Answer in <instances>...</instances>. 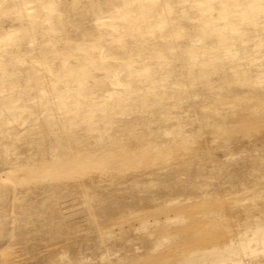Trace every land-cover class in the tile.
Segmentation results:
<instances>
[{
	"label": "rangeland",
	"instance_id": "rangeland-1",
	"mask_svg": "<svg viewBox=\"0 0 264 264\" xmlns=\"http://www.w3.org/2000/svg\"><path fill=\"white\" fill-rule=\"evenodd\" d=\"M142 1L0 0V117L9 114L13 116L11 120L24 121L28 118L31 108L36 107L46 94L52 95L48 99L49 108L39 110V117L47 109L65 112L72 99L90 102L92 96L97 94H123V87L101 75L105 53L115 55L120 52L118 47H109L104 42L112 37L126 38L127 30L130 32L128 48L134 57L140 60L142 71L154 73L157 65L147 56V52L153 47L149 27L145 24L149 15L147 4L149 1H160L161 14H168L171 6L167 0H144L146 9H143ZM197 1L199 0H178L172 9H186L188 17H207V20H213L215 26H218L227 14L231 17L249 6H255L252 11L260 13L258 18L261 20L248 24L246 41L249 42L253 36V44L244 46L242 43L239 51L233 50V45L218 46L212 39L207 40L200 30L184 26L189 30L188 43L192 47L186 52L189 64L203 67L205 61L201 58L202 54L207 58L220 55L241 61L247 58L250 69L264 70V30H259L260 23L264 22V0H209L211 6L204 5L201 10L183 7L196 4ZM232 1L233 7H229L228 4ZM111 15L115 16V20L122 22L119 35L113 32ZM95 18L110 22L103 26L104 31L101 33L94 31L95 26L92 23ZM207 41L208 45L205 46ZM238 43L240 41L236 44ZM203 46L205 49L202 51ZM88 54L96 55L97 62L86 60ZM40 64L49 69L46 79L39 72ZM246 71L245 66H239L235 72L244 76ZM160 73L172 81L161 96L176 95L174 85H179L183 77L165 68ZM207 74L199 73L192 80L203 84L209 78L216 80L218 72L211 71L210 77ZM100 84L103 86L101 89L98 87ZM261 92H264V88ZM213 104L231 106L233 117L224 121L212 115L207 119L206 112ZM152 105L156 116L154 122L147 126L150 130L149 156L145 160L127 164L124 168H112V164H109L106 171H101L96 161L88 168L77 170L74 164H80L82 158L78 153L71 154L66 167L68 175L57 180L69 192L67 198L55 193L43 195L42 171L36 170L31 174L25 166L13 159L18 149L14 145L12 134H7L11 141L6 138L0 143L6 148L9 157L8 160L0 162V187L6 194L0 201V204L3 202V214L6 216L5 221H0V240L5 241L0 264H57V254L63 258L65 248L59 250L60 253L49 249L35 257H27L26 254H21L19 249L7 247L13 233L16 234L19 229H28L29 215L41 218L43 213L51 215L53 212L60 214L59 229L70 232L73 238L81 237L92 243H117L119 247L114 251L103 253L106 258L113 255L123 256L125 251L140 249V264H234L236 260L237 264H264V231L256 227L257 224L264 225V221L260 219L264 213V167L258 168L247 161L259 156L264 157V132H257L254 136L253 132H248L243 125L249 116L245 110L249 107L264 106V96L246 100L219 96L215 90L209 89L203 96L198 92L184 93L180 101H170L168 104L155 102ZM171 109L182 112L184 131L193 143L186 153L172 148L176 123L168 118L169 114H175L177 111L170 112ZM148 121L149 119L144 117L140 123L142 125ZM26 132L27 127L19 125L16 127L15 136L22 137ZM215 139L218 140L217 144L207 148V143ZM126 141L129 146L132 140L126 136ZM145 172L147 175L149 173V176L143 179L141 175ZM165 173H170L171 176L159 181V174ZM126 191L140 194L146 199L145 202L157 194H161L163 198L159 197L156 201L160 205L146 203L140 207L141 212L136 216L139 218H132L131 227L122 233L123 238L112 239L110 229L91 232L93 227L83 228L81 233L78 232V226L82 224L81 218H86L91 213L109 212L107 214L119 215L116 209L111 210V204L115 208L121 205L120 201ZM96 194L109 195V205L98 207ZM41 196L43 197L36 201ZM84 196L86 200L81 201ZM156 205L161 206L159 211H156ZM179 214L184 216L178 217ZM250 219H253V224ZM32 221L38 230H35L36 239L30 248L36 250L42 243L39 232L46 234L47 226L39 219ZM251 225L255 233H249ZM239 232H244V237ZM232 238L233 241L226 242ZM248 240L252 241L250 246L247 245ZM145 245H150V252H144ZM235 245H239V248ZM219 246L220 248H217ZM58 247H61L60 243ZM240 247L244 251L240 250ZM189 256H193L194 260L197 258V263ZM248 258H252L250 263ZM121 261L122 264L133 262L130 258Z\"/></svg>",
	"mask_w": 264,
	"mask_h": 264
},
{
	"label": "bare ground",
	"instance_id": "bare-ground-1",
	"mask_svg": "<svg viewBox=\"0 0 264 264\" xmlns=\"http://www.w3.org/2000/svg\"><path fill=\"white\" fill-rule=\"evenodd\" d=\"M167 2L171 6L168 14H161L160 1L156 3L149 1L147 4L149 15H147L145 24L149 27L150 40L153 46L152 49L147 52V56L151 57L152 61L157 65L154 73L148 74L142 71L140 60L134 57L131 49L128 48V37L130 32L127 30L126 38L112 37L104 42L109 47H118L120 52L115 55L108 52L105 53L102 60L103 66L101 75L102 77L109 78L110 82L123 87L122 89L125 90L123 94L121 92L119 94L112 93L104 96L97 94L92 96L90 102L72 99L71 105L65 112L47 109L42 113L41 117H39L37 114L39 110L49 108L50 100L48 101V99L52 95L46 94L44 98L38 102L36 107L31 108L28 118L24 121L11 120L13 116L9 114L5 117H0V143L6 138L11 141V137L7 134H12L14 145L16 149H18L13 159L25 166L27 171L31 174L36 170L42 171V193L44 196L55 193L60 197L67 198L70 195L64 185L58 183L57 180L61 176L68 175L69 172L66 167L70 162V155L73 153H78L82 158L80 164H74L77 170L90 167L94 161L97 162L101 171H106L109 164H112V168H124L127 164H132V162L145 160L149 156L151 149L148 141L150 130L147 129V126L154 122L156 116V111L152 103L165 102L168 104L170 101H180L183 99L184 93L188 94L190 92H198L203 96L206 95L209 89L215 90L219 96L239 97L246 100H253L259 96H264V92H261L262 88H264V70L250 69V63L247 58L245 61L238 60L234 57L225 58L220 55L207 58L206 55L202 54L201 58L205 61V66L196 67L189 64V58L186 56V52L192 48L191 44L189 45L188 43L189 30L184 27L186 25L200 30L207 40L212 39L213 43L215 42L218 46L233 45V50L235 51H239L240 46H242L240 44L242 43L244 46H250L248 45L249 43L253 44V36L249 42L246 41L248 37L246 28L248 24L258 23V21L261 20L258 18L260 13L252 11V9L256 8L255 6H249L248 9L241 10L231 17H228L230 14H227L222 24L215 26V22H213V20H207V17L202 18L199 15L188 17L186 9H172L177 4L178 0H167ZM141 5L143 9H146L144 0ZM204 5L211 6V3L209 0H199L196 4L183 7L187 9L199 8L201 10ZM233 5L234 1L228 4L229 7H233ZM235 18L237 20H235ZM110 20L114 27L113 32L119 35L121 33L122 22L115 20L114 15H111ZM109 23V21L97 20V18H95V22L92 24L95 26L94 31L101 33L104 31L103 26ZM259 30L263 32L264 22L260 23ZM227 37H232L233 39L228 40ZM132 41L134 45H136L134 39H132ZM238 41H240V43L236 44ZM155 44H157V47H155ZM207 45L208 41L207 43L205 42V46ZM203 49H205L204 46L201 47L202 51ZM96 59V55L88 54L86 57V60L95 63L97 62ZM239 66H245L247 68L244 76L238 75L235 72ZM164 68L166 70H172L183 77V81L179 85H174V90L177 92L176 95L161 96L162 92L164 93L166 91L169 83L172 82L168 80V78H164L160 73ZM38 69L39 72L42 73L44 79H46L49 69L45 68L43 64L38 65ZM213 70L218 72L215 76L216 80L209 78L203 84L195 83L192 80V78H195L199 73H208L207 76L210 77V72ZM98 87L99 89L103 88L101 84ZM97 92L99 93V90ZM173 110L177 111V113L169 114L170 117L168 118L169 121H174L176 123L174 126L175 139L172 142V148L180 153H186L193 143L188 139L187 133L184 131L185 124L182 121V112L176 109H171L170 112ZM245 111L249 113V116L246 121L243 122V125L248 129V132H253L254 136L257 132H264V120H262L264 119V106L249 107ZM212 115H216L224 121L229 117H233L231 106H219L214 104L209 106V110L206 112V118L209 119ZM144 117H147L149 121L141 125L140 120ZM199 121H201L200 118ZM19 125L27 127V132L22 137L15 136L16 127ZM126 136H129L132 140L129 146L126 141ZM217 142V139L210 140L206 147L209 148L210 146H214ZM163 152H165V150ZM8 159L6 148L0 145V162ZM247 161L258 168L264 167V157L259 156L254 159H247ZM147 176H149V173L147 175L146 172L141 175L143 179ZM170 176V173L159 174L157 179L162 181L168 179ZM97 183L102 184L100 181H97ZM5 195L3 189L0 187V201H2ZM42 197L43 196L39 197L36 201H39ZM159 197L163 198L161 194H157L156 197L145 202L146 199L140 194L126 191L125 196L120 201L121 205H117V208H115L114 205L111 204V210L113 208L116 209L119 215L107 214L109 212L91 213L86 218H81L82 224L78 226V232L81 233L83 228L88 229L93 227L91 232H102L110 229L112 231L110 235L112 239L123 238L122 233H125L131 227L132 218H139L136 216L141 212L140 207L145 206L146 203L160 205V203H156ZM107 198H109V195L96 194L95 200L97 206L107 207L109 205ZM84 200H86V197H81V201ZM2 204L3 202L0 204V221H5L4 219L6 216L3 214L5 210H3L4 206ZM133 204L136 206H133ZM160 207L157 206L154 208L156 211L157 209L159 211ZM152 209L153 207L150 210ZM129 212L136 213L132 214ZM261 215L260 219L264 221V213ZM30 216L31 215L28 216L27 220L28 229H19L18 232L16 234L13 233L12 237L8 240L9 244L7 247L9 249L16 248L21 251V254H26L27 257H35L41 253H45L44 251L49 249L56 253H60L59 250L65 248L68 252L66 250L64 251L63 258L60 254H57V256L59 255L57 264H122L121 259L125 258L133 260L130 264H140L138 263L140 260L139 253H142L140 249L125 251L123 256L113 255L106 258L103 256V253L114 251L115 248L119 247L117 243H92L81 237L73 238L70 232L60 230L58 225L60 223L59 212H53L51 215L43 213L41 218L35 215ZM183 216L184 215L179 214L178 217ZM35 218L41 220L43 225H46L47 228L45 229L46 234L39 232L42 240V243L39 245L41 247L33 250L30 246L35 242V230H38L37 226H35L32 221V219ZM246 220L247 218L245 222ZM250 220V223H252L253 219ZM259 221L260 220H258V222ZM245 222L243 223L245 224ZM254 224L256 225V223ZM263 226L264 225L261 224L256 225L258 229L264 231ZM257 228L256 231H258ZM252 230L253 226L251 230H249V233H255V230ZM259 231L258 233H260ZM243 234L242 232L240 233L241 236ZM229 241H233V238L226 242ZM248 241L247 243L249 244L246 242L245 244L250 246L251 240ZM4 243L5 241L0 240V255L4 252ZM58 243L61 244V247H58ZM54 244H56L57 247H55ZM243 245L242 247L245 248L246 246ZM149 246L150 245H145L144 252L151 251ZM235 246L238 247L239 245ZM217 248H220V246ZM226 248H228V246ZM229 249L231 250V248ZM230 250L228 251L227 249L229 253ZM240 250H242V248ZM28 253L31 255L29 256ZM250 253L248 255H250ZM218 255L220 254L218 253ZM189 257L192 261L197 263L195 261L197 258L194 260L192 258L193 256ZM247 260H249V258ZM250 260H252V258ZM219 261L220 260H217V262ZM236 261L234 264H237ZM241 261L242 258L240 262ZM261 261L263 260L261 259ZM230 262L233 263V261ZM245 262L246 261H244V263Z\"/></svg>",
	"mask_w": 264,
	"mask_h": 264
}]
</instances>
